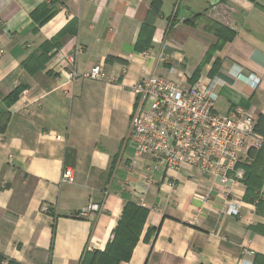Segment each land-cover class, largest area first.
<instances>
[{
  "label": "crops",
  "instance_id": "obj_1",
  "mask_svg": "<svg viewBox=\"0 0 264 264\" xmlns=\"http://www.w3.org/2000/svg\"><path fill=\"white\" fill-rule=\"evenodd\" d=\"M44 2L0 0V93L23 86L0 131V254L22 264H78L84 250L111 240L131 201L148 212L119 264H252L255 252L264 254V236L252 228L264 215L242 183L158 168L145 189L143 169L131 168L127 133L130 86L158 74L215 84L220 112L251 108L263 147L264 0H52L53 15L37 23L32 11ZM204 17L235 36L216 46ZM45 42L42 66L32 59L23 68ZM95 64L115 80L83 77ZM64 168L72 182L62 180ZM227 200L237 214L225 213ZM89 204L98 210L78 215Z\"/></svg>",
  "mask_w": 264,
  "mask_h": 264
},
{
  "label": "built area",
  "instance_id": "obj_2",
  "mask_svg": "<svg viewBox=\"0 0 264 264\" xmlns=\"http://www.w3.org/2000/svg\"><path fill=\"white\" fill-rule=\"evenodd\" d=\"M65 62L70 65L73 57L67 56ZM168 72L175 74L174 67ZM82 76L115 80L101 64L91 66ZM249 78L254 84L258 82L255 76ZM214 87L183 84L158 74H144L130 86L135 96L127 133L133 146L131 168L143 169L138 171H143L145 189L151 181L149 172L158 168H196L211 178L217 177L222 185L242 183L244 172L239 165L247 161L248 150L259 149L263 140L255 129L256 117L251 108L236 107L228 112L215 109ZM62 180L73 181L71 168L63 169ZM98 208L97 204H89L78 215L85 216ZM40 209L48 210L46 205ZM224 211L237 214L236 203L227 200Z\"/></svg>",
  "mask_w": 264,
  "mask_h": 264
},
{
  "label": "trees",
  "instance_id": "obj_3",
  "mask_svg": "<svg viewBox=\"0 0 264 264\" xmlns=\"http://www.w3.org/2000/svg\"><path fill=\"white\" fill-rule=\"evenodd\" d=\"M52 3V0H49L48 3L44 2L32 11L31 15L37 23H42L53 15ZM195 17H202V14H196ZM203 19L204 28L211 30L219 40V42L215 43L216 46L220 47L223 41L231 40L235 36V32L222 23L208 17H204ZM190 23L192 24L193 22L190 21ZM48 44L45 42L42 48L43 51L38 54H31L29 58L21 63V66L28 69V66L30 67L29 62L33 59L37 68L41 67L45 60V53L48 50L46 46ZM136 47L140 48V42L137 41ZM22 87L17 85L7 94L2 95L0 93V131L4 129V122L8 114L6 109L15 101ZM255 129L259 131L257 122ZM247 154V161L239 165L244 172L242 178L244 198L254 199L256 211L264 215V199L261 194V187L264 181V145L259 149H249ZM147 212L144 206L131 201L126 202L117 225L113 230L111 240L107 242L102 250H84L78 264H119L120 262L129 260L132 249L139 239ZM252 228L264 236V223L256 224ZM151 229L148 230L151 231ZM0 264L22 263L0 254ZM252 264H264V254L255 252Z\"/></svg>",
  "mask_w": 264,
  "mask_h": 264
}]
</instances>
